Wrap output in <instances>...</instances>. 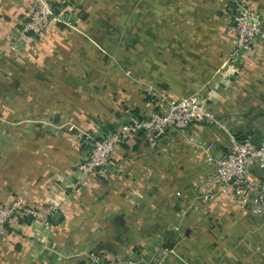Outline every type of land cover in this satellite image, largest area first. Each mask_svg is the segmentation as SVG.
I'll return each instance as SVG.
<instances>
[{
	"label": "crops",
	"instance_id": "obj_1",
	"mask_svg": "<svg viewBox=\"0 0 264 264\" xmlns=\"http://www.w3.org/2000/svg\"><path fill=\"white\" fill-rule=\"evenodd\" d=\"M33 1L0 0V202L20 197L52 222L10 221L0 264H85L90 252L124 264H264V223L230 193L201 197L215 188L207 176L228 134L258 141L264 133V45L227 62L230 11L245 2L264 23V0H53L78 5L82 31L98 15L133 11L147 33L113 55L115 64L62 25L13 52L10 38ZM148 85L173 99L206 96L220 124L131 138L78 183L83 134L102 136L163 107L148 100Z\"/></svg>",
	"mask_w": 264,
	"mask_h": 264
},
{
	"label": "built area",
	"instance_id": "obj_2",
	"mask_svg": "<svg viewBox=\"0 0 264 264\" xmlns=\"http://www.w3.org/2000/svg\"><path fill=\"white\" fill-rule=\"evenodd\" d=\"M60 21L54 7L44 2L29 13L27 21L23 23L22 33L41 36L52 24ZM229 22L234 32V48L229 53L227 62L234 65L241 55L251 49L253 43L259 41L264 45V23L260 13L245 2H238L230 11ZM11 48L13 49L14 46L12 45ZM260 72L264 77V65ZM149 94L152 99L158 98L163 101L164 108L154 105V108L147 111L141 119L120 124L114 131L97 140L91 134H84L88 149L75 165L78 183L106 168L115 148L131 138L161 134L166 129L197 121L220 124L204 95L195 94L173 99L153 87ZM204 147L210 149L212 144L207 143ZM213 163L214 167L208 173L207 180L215 188L203 193L201 197L208 199L230 193L241 208L250 211L264 223V133L258 141L249 137L237 139L233 134H228L225 153L213 159ZM47 209L52 213L56 210V206L50 205ZM22 216L39 219V212L25 204L20 197L9 202H0V235L7 233V225L10 221ZM39 221L45 229H49L50 224L46 217ZM85 264H124V262L90 252Z\"/></svg>",
	"mask_w": 264,
	"mask_h": 264
},
{
	"label": "rangeland",
	"instance_id": "obj_3",
	"mask_svg": "<svg viewBox=\"0 0 264 264\" xmlns=\"http://www.w3.org/2000/svg\"><path fill=\"white\" fill-rule=\"evenodd\" d=\"M44 2L48 4L50 3L52 6L54 5L56 14L61 20L60 22L52 24V28L62 25L65 27L66 31H79L77 33H80L84 38L92 42V44H94L104 54H108L111 58V61L113 60L112 62H114V64L117 61L115 56L117 53H119V50H121L122 47L128 50L134 48L133 40L138 39L140 33H147V30H144L143 28L144 23L141 22V26L139 25L138 20H136L134 17L136 15L133 14L131 9L129 10V13L125 14L114 11L105 13L103 15H98L100 18H97V24L93 25L94 27L90 30L82 31L77 25V21L80 20L81 12L78 9V5L76 3L68 1L67 3L63 4V6L57 7V3H55L53 0H34L27 11L28 13L24 15V18L18 24L17 29L12 33L10 38V48L12 45L14 46L13 49L11 48L13 52L22 47V42L26 37L31 36L38 42L52 32L51 29H48L41 36L31 33H22L23 23L27 21V16L29 13L34 11ZM112 2L115 3L114 0H112ZM124 71L127 76L130 75L129 69H125ZM151 88L152 86L148 85L144 90L148 100L153 98L151 94H149Z\"/></svg>",
	"mask_w": 264,
	"mask_h": 264
},
{
	"label": "trees",
	"instance_id": "obj_4",
	"mask_svg": "<svg viewBox=\"0 0 264 264\" xmlns=\"http://www.w3.org/2000/svg\"><path fill=\"white\" fill-rule=\"evenodd\" d=\"M53 7H54V5H53ZM54 9H55V8H54ZM55 10H56V9H55ZM55 12H56V11H55ZM82 17H84V15H82ZM141 118H142V117H140L139 119H141ZM114 130H115V128H113V129L111 130V132L114 131ZM106 132H110V131H106ZM106 132H105V133H106ZM107 134H108V133H107ZM107 134H104V135L99 136V137H94V139H96V140H97V139H100L101 137H103V136H105V135H107ZM83 139H84V137H83ZM84 140H85V139H84ZM87 148H88V147H87ZM55 213H56V212H55ZM55 213H54V214H55ZM18 219H20V218H18ZM49 222H52V219H49Z\"/></svg>",
	"mask_w": 264,
	"mask_h": 264
}]
</instances>
